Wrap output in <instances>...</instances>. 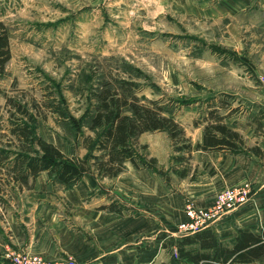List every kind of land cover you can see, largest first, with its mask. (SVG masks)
Returning <instances> with one entry per match:
<instances>
[{
    "label": "rangeland",
    "instance_id": "obj_1",
    "mask_svg": "<svg viewBox=\"0 0 264 264\" xmlns=\"http://www.w3.org/2000/svg\"><path fill=\"white\" fill-rule=\"evenodd\" d=\"M171 7L165 0H0V20L8 28L11 54L7 75L0 79V128L9 126L5 108L8 96L25 104L31 112L36 110L38 135L68 157L78 159L86 171L91 163L83 140L94 136L87 128L96 94L104 89L119 96L131 93L142 106L149 107L150 102H155L163 116L172 117L180 126H193L208 106L227 98L235 111L230 116L242 115V125L258 128L264 112L259 111L248 121L255 102L249 91L264 93L263 14L254 11L233 20L238 30L236 37L243 47L238 56L236 52L209 45L233 41L225 20L213 22L178 16ZM228 68L244 79V83L240 82L246 91L244 96L207 97L213 84L205 76ZM223 85L230 86L229 80L220 77L214 84ZM220 113L225 112L220 110ZM124 114L130 112L125 110ZM138 139V147H146V157L156 160L154 169L148 170L165 190V226L151 228L147 239L127 244L123 250L134 249V256L139 255V259L129 260L127 264H140L144 249L149 251L143 253L149 256L146 261L150 264H166L175 252L172 239L182 235L178 224L183 221L184 210L194 204L186 200L181 209L174 208L179 199L186 197L190 182L199 181L203 169L208 174L213 169L193 157L196 150L185 155L181 164L175 161L172 157L179 153L167 133L152 132L144 137L155 149L156 158L151 156L147 144L142 145ZM245 147V151L251 152L252 147ZM130 168L129 172L135 170ZM125 169L113 178L115 183L123 181L118 191L121 195L125 193L126 178L130 177ZM182 171L183 178L179 177ZM152 188L147 193H153ZM105 194L109 191H99L100 197ZM22 195L15 196L9 191L10 198L20 199ZM2 200L0 223L3 215L18 216L19 211L13 209V201L6 196ZM106 201L107 205L114 203L123 208L119 199ZM150 202L152 207L154 201L150 199ZM56 214L59 220L67 214L71 216L63 209ZM219 222L212 228L220 240L227 242L229 236L220 232ZM60 260L75 264L69 257Z\"/></svg>",
    "mask_w": 264,
    "mask_h": 264
},
{
    "label": "crops",
    "instance_id": "obj_2",
    "mask_svg": "<svg viewBox=\"0 0 264 264\" xmlns=\"http://www.w3.org/2000/svg\"><path fill=\"white\" fill-rule=\"evenodd\" d=\"M165 1L171 4V11L178 16L213 22L225 20V28L233 41L209 45L236 52L238 56L243 47L236 37L238 30L233 20L254 11H259L264 16V0ZM205 77V80L213 84L207 97H213L215 94L239 97L246 93L240 87V82L244 83V79L229 68L209 73ZM220 77L229 80L230 86H214ZM249 93H252L255 100L254 105L250 106L248 116V121L251 122L259 111L264 112V93ZM243 118L242 115L230 116L224 119V124L242 136L245 146L256 147L264 152V117L260 120L258 128L242 125ZM181 127L191 144L202 143L204 126ZM146 134L143 133L138 141H141L142 145L147 144L151 156L156 158L155 149L144 140ZM157 134L165 135L164 132ZM193 157L208 164L213 173L208 174L203 169L201 179L190 182L185 191L186 197L179 199L181 201L177 202L175 211L181 209V204L186 200L195 207H208L222 188L248 183L252 186L249 203L221 220L218 224L221 226L220 232L227 233L230 240L235 236L236 229L257 232L264 226V160L261 157L248 151L235 154L195 151ZM130 167L132 166L129 163L125 166V171L127 170L126 173L131 178H126L124 195L118 193L119 189H122L120 183L123 181L115 183L114 179H101L92 167L86 171L81 181L70 188L51 183L46 173H42L35 179L32 189L20 193L23 194L20 199L10 198L8 191L4 196L12 200L13 209L19 211L18 216L3 215V222L0 223V264H9L7 255L17 250L51 261L69 257L75 264H127L129 260L139 259V255L134 256V249L124 251L123 247L147 239L151 228L159 229L165 226L163 222L166 196L165 190L159 187V181L151 171L143 169L129 172ZM107 187L112 189L108 190ZM150 187H153L154 191L151 194L147 193ZM101 189L109 191V194L100 197ZM20 194L14 193L15 196ZM155 195L157 197H154ZM111 198L119 199L123 207L121 213L98 209L107 205L106 199L112 201ZM150 199L154 201L152 207L149 204ZM62 209L70 212L71 216L67 214L65 219L59 220L56 212ZM144 251L149 252L146 249ZM143 252L140 254V264H150L146 261L149 256ZM257 263L264 264V256L259 258Z\"/></svg>",
    "mask_w": 264,
    "mask_h": 264
},
{
    "label": "trees",
    "instance_id": "obj_3",
    "mask_svg": "<svg viewBox=\"0 0 264 264\" xmlns=\"http://www.w3.org/2000/svg\"><path fill=\"white\" fill-rule=\"evenodd\" d=\"M10 57L8 28L0 20V79L7 75ZM95 101L87 128L94 136L84 138L83 147L88 152L87 160L101 179L116 178L127 163L135 170L154 169L156 160L146 157L145 146L137 145V139L143 133H167L179 153L172 158L180 164L193 150L228 154L245 152L242 136L223 123L235 112L227 98L208 106L200 120L193 122V126L204 124L202 143L194 148L182 127L172 117L163 116L155 102H150L149 107L142 106L133 94L119 96L109 89L98 92ZM5 108L9 126L4 130L0 128V203L8 191L20 194L32 189L35 179L42 173H46L51 183L67 188L81 181L86 170L80 161L68 157L38 135L36 110L31 112L25 104L8 96ZM125 110L130 115L124 114ZM220 110L225 113L221 114ZM250 150L258 157L264 155L256 147ZM180 173L179 177H185V172ZM98 209L121 213V207L114 203ZM172 241L174 256L166 264H258L257 260L264 256V226L257 232L236 229L235 236L227 242L220 240L212 226L182 234Z\"/></svg>",
    "mask_w": 264,
    "mask_h": 264
},
{
    "label": "built area",
    "instance_id": "obj_4",
    "mask_svg": "<svg viewBox=\"0 0 264 264\" xmlns=\"http://www.w3.org/2000/svg\"><path fill=\"white\" fill-rule=\"evenodd\" d=\"M252 196V188L245 183L222 188L208 207L188 205L184 210L185 220L178 224L182 234H192L210 227L223 217L247 205ZM11 264H73L71 260L50 261L41 256L26 252L12 251L7 255Z\"/></svg>",
    "mask_w": 264,
    "mask_h": 264
}]
</instances>
